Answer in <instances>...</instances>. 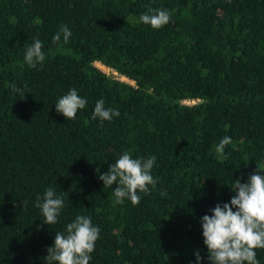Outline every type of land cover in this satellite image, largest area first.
<instances>
[{"label": "trees", "instance_id": "1", "mask_svg": "<svg viewBox=\"0 0 264 264\" xmlns=\"http://www.w3.org/2000/svg\"><path fill=\"white\" fill-rule=\"evenodd\" d=\"M149 8L168 10L169 23H142ZM62 24L72 36L53 42ZM37 39L45 60L31 68ZM71 89L87 103L66 119L55 104ZM101 99L120 115L93 119ZM125 151L156 158V186L136 205L115 204L116 185L98 178ZM257 167L264 0H0V264H45L77 215L100 229L89 264H196L197 251L210 264L200 218ZM48 188L65 203L50 226L36 207Z\"/></svg>", "mask_w": 264, "mask_h": 264}, {"label": "clouds", "instance_id": "2", "mask_svg": "<svg viewBox=\"0 0 264 264\" xmlns=\"http://www.w3.org/2000/svg\"><path fill=\"white\" fill-rule=\"evenodd\" d=\"M148 13L142 14L140 20L153 29H160L170 21V13L166 9L149 8ZM61 35L67 43L72 32L62 24L53 37V42L59 41ZM42 46V42L37 39L27 48L24 60L29 67L35 68L44 62ZM10 87L13 92L19 93L22 99L25 98L23 89L17 88L14 83ZM86 103L76 89H71L59 98L55 109L66 119H74L77 111L84 109ZM119 115L118 110L106 108L102 99L95 104L93 119L99 118L101 123L111 121ZM230 143V137H223L215 151L223 155L225 147ZM155 161V156L133 159L131 153L125 151L115 163L110 164L108 171L100 174L98 178L103 181V187L116 185L115 204H122L127 198L136 205L141 200L138 193L147 195L156 186L157 181L151 174ZM231 189L235 195L229 203H217L210 209L211 215L200 218L204 244L209 252L208 260L210 264H259L254 249H264V171L257 167L256 171L249 175L247 182L242 183L240 179H236ZM36 207L42 212L44 224H56L65 207L64 197L57 195L54 188H48L43 194V202L38 201ZM99 232L100 229L92 225L90 217L77 215L75 220L67 225L66 232L55 233L54 243L47 249V256L44 257L45 264H89V254L94 251ZM195 256L196 264H200L202 257L198 251Z\"/></svg>", "mask_w": 264, "mask_h": 264}, {"label": "built area", "instance_id": "3", "mask_svg": "<svg viewBox=\"0 0 264 264\" xmlns=\"http://www.w3.org/2000/svg\"><path fill=\"white\" fill-rule=\"evenodd\" d=\"M95 65H96L97 67H99L102 71H104L105 73H108V74L112 73L113 75L116 76V78H118V79H120V80L128 81V80L126 79V77H124V76H119V75L116 73V71H114L113 69L107 67L106 65H104V64H102V63H100V62H96Z\"/></svg>", "mask_w": 264, "mask_h": 264}, {"label": "rangeland", "instance_id": "4", "mask_svg": "<svg viewBox=\"0 0 264 264\" xmlns=\"http://www.w3.org/2000/svg\"><path fill=\"white\" fill-rule=\"evenodd\" d=\"M185 103H193V102H195V101H192V100H186V101H184Z\"/></svg>", "mask_w": 264, "mask_h": 264}]
</instances>
